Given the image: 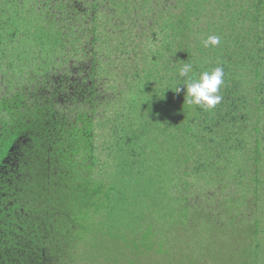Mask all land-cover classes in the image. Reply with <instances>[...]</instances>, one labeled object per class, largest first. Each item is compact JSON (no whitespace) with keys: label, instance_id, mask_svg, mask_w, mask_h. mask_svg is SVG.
Wrapping results in <instances>:
<instances>
[{"label":"trees","instance_id":"16d2710c","mask_svg":"<svg viewBox=\"0 0 264 264\" xmlns=\"http://www.w3.org/2000/svg\"><path fill=\"white\" fill-rule=\"evenodd\" d=\"M2 67L0 264H264V0H0Z\"/></svg>","mask_w":264,"mask_h":264},{"label":"clouds","instance_id":"9594fccd","mask_svg":"<svg viewBox=\"0 0 264 264\" xmlns=\"http://www.w3.org/2000/svg\"><path fill=\"white\" fill-rule=\"evenodd\" d=\"M220 38L215 35H210L203 41L204 47L218 45ZM192 70V65L184 63L180 68V76L187 77L188 73ZM224 70L222 67H216L211 72H202L199 79H189L186 84H182L184 87H177L175 91L180 93L186 88L185 103L203 107L205 109L214 108L222 100V96L219 95L220 87L223 84Z\"/></svg>","mask_w":264,"mask_h":264},{"label":"rangeland","instance_id":"374dc122","mask_svg":"<svg viewBox=\"0 0 264 264\" xmlns=\"http://www.w3.org/2000/svg\"><path fill=\"white\" fill-rule=\"evenodd\" d=\"M137 27H139V26H137ZM121 61H122V63L126 62L125 58H121ZM127 65L129 66V60L127 61ZM9 75H10L9 70L8 71L7 70H4V67H2L0 69V91H4V90L8 91V87L6 86V84H7L6 81H7ZM105 89H106L105 91H107V93L105 95L113 94L112 91H111L112 90L111 87H108L106 85L105 86ZM101 111H102V106L100 105L99 108H98V112L100 113ZM237 212L238 211H234L233 212L234 217H236Z\"/></svg>","mask_w":264,"mask_h":264}]
</instances>
